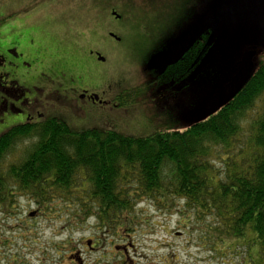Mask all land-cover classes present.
Wrapping results in <instances>:
<instances>
[{
  "label": "rangeland",
  "instance_id": "rangeland-1",
  "mask_svg": "<svg viewBox=\"0 0 264 264\" xmlns=\"http://www.w3.org/2000/svg\"><path fill=\"white\" fill-rule=\"evenodd\" d=\"M224 1L192 0L189 21L184 20L174 36L160 37L164 46L159 53L175 47L194 26L217 13ZM173 4L170 0H0V55L10 60L16 52L22 57L17 62L26 63L31 75H11L27 89L57 81V69L64 74L61 83L69 89L110 79H125L126 88H142L153 76H160L157 81L163 83L159 85L167 87L163 92L167 95L170 91L175 99L168 110L167 106L159 107L161 117L157 122L152 119L156 124L143 116V107L135 100L127 103V111L115 112L110 119L97 117L91 106L83 115L73 102V111L54 105L50 112L63 113L75 128L109 126L129 135H144L165 120L182 131L192 125L194 113L236 73L242 53L256 46L259 55L255 63L264 60V0H237L223 22L192 48L191 58L198 56L192 71L187 64L164 70L151 64L154 49L147 37L152 35L150 28L158 27L160 17H153L150 7L160 8L161 14L164 7ZM113 12L124 20L115 21ZM109 31L118 34L122 43L108 36ZM210 36V50L196 68L197 60L208 49ZM91 52L101 54L107 63H101ZM185 68L186 72L179 74ZM263 111L259 101L246 114L234 147L219 149L216 168L225 169L221 156L230 151L232 156L246 148L253 123ZM24 118L21 114L14 119L6 117L0 134ZM28 146L22 144L3 168L19 162ZM17 194L13 208L0 211V264H250L245 242L220 236L211 220L198 219L179 198L161 204L159 198L145 197L130 215L119 219L122 222L128 216L129 224L109 228L93 214L77 213L67 202H59L47 214L28 196ZM30 213L35 216L30 217ZM251 256L257 257L256 248Z\"/></svg>",
  "mask_w": 264,
  "mask_h": 264
},
{
  "label": "trees",
  "instance_id": "trees-1",
  "mask_svg": "<svg viewBox=\"0 0 264 264\" xmlns=\"http://www.w3.org/2000/svg\"><path fill=\"white\" fill-rule=\"evenodd\" d=\"M170 1L174 4L161 14L160 8L150 7L153 17H160L147 37L152 46L189 21L192 0ZM197 57L188 59L187 69ZM259 101L264 105V60L233 100L182 131L165 120L144 135L109 126L75 128L60 115L11 127L0 134V211L12 209L19 193L47 214L63 201L77 213L93 214L109 228H119L130 223L128 216L119 219L145 197L159 198L161 204L179 198L198 219L211 220L220 236L245 242L250 264H264V111L253 123L246 148L221 156L224 170L215 167L219 149L234 147L246 114ZM172 116L171 109L168 118ZM25 143L23 158L3 168ZM255 248L257 257L251 256Z\"/></svg>",
  "mask_w": 264,
  "mask_h": 264
},
{
  "label": "flooded vegetation",
  "instance_id": "flooded-vegetation-1",
  "mask_svg": "<svg viewBox=\"0 0 264 264\" xmlns=\"http://www.w3.org/2000/svg\"><path fill=\"white\" fill-rule=\"evenodd\" d=\"M113 17L117 22L123 20V16L118 14L117 16L113 15ZM108 36L118 43H122L123 41V39L113 31H109ZM161 46L162 44L159 46H151V48L153 47L152 49H154L152 54ZM191 51L192 49L184 55L183 59L170 66V68L185 66L188 59L193 56L191 55ZM12 53H14L15 56L10 60L8 57L0 55V124L5 122L6 117L14 119L17 114L25 116L24 121L20 124L39 123L42 120L44 121L47 116L59 117V115L50 112L54 105L57 106L55 101L63 103L60 105L58 104L57 106L61 110L69 112L73 111L71 103L73 102V105H77L78 110L83 112V115H85L87 109H90L89 107L91 106L97 111V117L100 118L102 115L107 117L106 119H110L115 112H120L122 110L127 111V103L130 101L132 102V100L133 102L134 100L137 101L138 105L143 107V116L146 115L152 122H157L161 117L160 112H157L159 111V107L163 108L164 106H167L166 108L168 110L171 106L172 98L175 99L170 91L167 95L163 92V89H166L167 87L166 85H159V83H163L157 81L160 76H153L151 81L146 82V85L142 88H140L141 86L126 88L123 85L125 79L123 82L121 80L110 79L98 85H89L81 89H69L64 87L61 83L60 78L64 77V74L58 69L55 71L59 75L57 81L50 83V85L46 84L41 87L33 86L32 88L27 89L19 85L12 75L17 76V73H21L23 77L30 76L31 74L28 71V65L26 63L19 64L17 61L22 57L16 52ZM91 54L96 56L101 63H107L105 58L104 61L100 60V58H103L101 54L95 52H91ZM37 62H39V60H37ZM185 72L186 68L184 69L183 74ZM74 80L75 79L71 80V82ZM135 95H137V97H135ZM130 96L133 98H129ZM141 97H143V99H141ZM125 100L127 102H125ZM62 114L60 116L63 117ZM150 115H152V118Z\"/></svg>",
  "mask_w": 264,
  "mask_h": 264
},
{
  "label": "water",
  "instance_id": "water-1",
  "mask_svg": "<svg viewBox=\"0 0 264 264\" xmlns=\"http://www.w3.org/2000/svg\"><path fill=\"white\" fill-rule=\"evenodd\" d=\"M236 1L237 0H225L224 6L217 13H215L212 17L205 19L197 26H194L175 47L160 53L159 51L162 48L157 52L155 51L151 57V64L153 66H160L159 68L163 70L176 64L201 38L209 35L210 31L214 27L219 26L223 22V19L228 16ZM113 15L117 16L116 13H113ZM257 37L258 39L260 38L259 33ZM209 40L210 41L207 46L208 48L210 47L211 36ZM258 55L259 51L256 46H252L242 53V57L236 65V73L215 95H213V97L208 99L194 113L192 117V124L201 122L217 113L242 91L258 66V64L255 63ZM100 60L104 61L105 59L100 58ZM33 216H35V213H30V217Z\"/></svg>",
  "mask_w": 264,
  "mask_h": 264
}]
</instances>
